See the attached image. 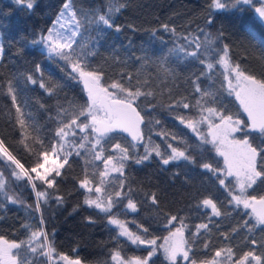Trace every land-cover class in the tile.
<instances>
[{
    "label": "trees",
    "instance_id": "obj_1",
    "mask_svg": "<svg viewBox=\"0 0 264 264\" xmlns=\"http://www.w3.org/2000/svg\"><path fill=\"white\" fill-rule=\"evenodd\" d=\"M28 2L0 0V140L8 150L30 170L36 165L37 153L49 150L59 140L57 129L88 103L87 89L79 74L69 62L47 53L40 42L66 3L71 4L81 24L74 47L77 53L85 54L81 59L88 70L102 72L101 84L109 91H116L110 87L115 82L146 94L134 105L144 118L140 125L143 139L134 141L117 130L93 148L95 133L88 129V141H83L85 133L74 128L69 148L72 154L61 174L53 173L51 188L36 181L33 189L26 178L17 180L11 175L15 166L0 158V172L6 180V187L0 190V237L9 242H26L32 231L42 229L56 253L85 264H118L112 260L114 252L127 261L147 257L150 249L121 235L120 227L111 219H119L131 232L155 239L159 245L172 229L170 218L176 216L174 223L179 226L183 218L186 247L190 246L191 251L189 260L178 259L175 264H191V260L207 264L221 250L219 258L226 264L237 263L247 252L261 257L264 264V225H257L250 208L232 201L240 190L234 177L221 171L224 157L211 142L208 127L199 125L206 138L202 140L177 119L199 121V100L206 108L231 115L244 125L250 123L235 95L229 94L224 67L216 65L209 71L201 61H212L205 43L207 35L218 41L211 46L213 49L228 45L233 65L239 64L242 70L264 79V20L255 12L259 2L221 0L226 6L220 9L214 6V0H30L32 8L26 6ZM109 8L113 11L109 12ZM99 15H110L112 26L98 22ZM194 37L204 45L199 50L190 43ZM193 51H197V57L188 54ZM9 81L24 113L26 131L18 123L16 106L7 93ZM41 82L53 91L40 87ZM197 85L200 92L196 91ZM204 91L212 95L202 98ZM185 103L189 108L183 107ZM84 121L85 117H80L78 122ZM236 137L247 138L253 147H264V134L250 128L239 131ZM82 142L85 148L73 147ZM116 144L128 149V158L122 161L123 172L109 171L101 183L103 160L111 156L117 165L121 160ZM169 145L184 150L191 159L164 164L163 159L171 154ZM157 146L159 156L152 151ZM101 147L103 155L97 160L95 153ZM146 155L148 158L142 159ZM204 164L211 165V169L204 168ZM258 170H264V159L258 158ZM85 178L90 181L91 191L81 187ZM220 180L225 181L224 185ZM96 187L102 191L96 192ZM37 191L48 193L46 200L40 199L39 207ZM117 192L121 193L119 197ZM245 195L264 196V181L258 180ZM109 196L113 200L109 213L85 203L86 199L98 197L106 201ZM8 197L19 202L13 203ZM129 199L136 204L135 211L127 208ZM204 199H212L221 215H213L211 207L203 205ZM201 224L208 227L197 232ZM18 259L20 264H51L39 252L30 253L27 245L19 250ZM247 262L257 264L251 257ZM54 263L59 264L56 260ZM149 264L173 262L158 249Z\"/></svg>",
    "mask_w": 264,
    "mask_h": 264
},
{
    "label": "snow or ice",
    "instance_id": "obj_2",
    "mask_svg": "<svg viewBox=\"0 0 264 264\" xmlns=\"http://www.w3.org/2000/svg\"><path fill=\"white\" fill-rule=\"evenodd\" d=\"M23 3V0H19ZM238 2H243L245 4H253V0H238ZM260 3V7H255V12L258 14L261 20H264V0H257ZM28 8H32L33 4L30 2L26 5ZM214 6L217 9L224 8L226 5L221 2V0H214ZM72 6L70 3L64 5L60 16L57 18L53 28L48 30L47 37H42L40 42L47 44L49 54H55L63 60L69 62L72 66L74 72L79 74V78L83 80L85 87L88 92V103L86 106L82 107L74 117L67 124H63L56 131V136L59 137V141L56 144L49 146V150L43 151L42 153H37V162L35 167L30 170L26 169L21 162L16 159V157L8 150L5 146L4 141L0 140V158L11 162V165L15 167L12 169L11 175L15 176L17 180H23L26 178L27 182L30 183L33 189H36V181H40L43 184L48 185L49 188L54 186L55 176L61 174L60 170L65 167L68 163V157L72 154L70 151H65V145L68 143L66 137L71 134L75 135L72 131L74 128H78L81 132H84L83 141H88L87 130L91 129L95 133V143L92 147L95 148L97 145H101V141L104 137L109 136V134L116 132L117 130H122L129 132L132 135L133 140L143 139L140 125L144 122V118L141 116L140 112L137 111L135 101L142 95H146L139 89L133 91L128 88L123 87L120 83H112L110 87L116 91H109L108 88L101 84L103 73L98 70H88V66L81 59L85 54L83 52L77 53L74 45L78 42L75 39L77 35L80 34L81 24L76 18V13L71 10ZM118 11V9H115ZM113 9L109 8V12ZM65 12L70 13L69 16H65ZM61 20L65 23H61ZM98 22L111 27L112 20L110 15H99ZM58 24L60 29H65L68 24H72L75 27L67 31L56 30L55 25ZM167 27V26H165ZM196 50L201 49L204 45L201 43L199 37H194L191 42ZM205 43L209 45L208 54L212 56V61L202 60L201 63H206V67L209 71L214 69L216 65H221L225 69V79L227 80V86L229 94H234L236 100L239 101L240 106L243 111L247 113L248 125H244V122L239 119H233L231 115H223L218 112L217 109L212 107H204L201 101H197V105L200 106L201 119L199 121L193 119H185L184 117H177L182 124H186L193 132L200 136L202 140L206 138L199 132V125L204 121L209 124L210 134L212 136V143H217V151L224 156V163L226 165L227 176H234L238 187L240 189V195H233L232 201L235 202L237 206L243 205L244 208H250L252 214L255 216L257 225H264V196L259 199L255 196L248 197L245 195L246 190L251 188L258 180L264 181V170H258V158L264 159V147H253L247 138L242 140L229 139L233 133L242 131L244 128H250L254 132L264 134V79H258L255 75L247 73L242 70L239 64L233 65L231 62L229 47L224 44L222 48L216 50L211 46L218 41L212 40L209 36H205ZM83 48L84 45H79ZM183 50V49H182ZM3 48L0 46V53H2ZM193 57H197V51L188 53ZM29 80L32 78L29 76ZM32 83H36L32 80ZM40 87L46 88L50 93L53 91L52 88H47L46 85L41 82ZM197 92H200V88L197 85ZM117 92L121 95L118 96ZM7 93L11 96L13 104L16 106V112L18 114V123L21 128L25 131L28 125L24 118V113L21 110L19 104L16 103V94L13 87L12 81L8 82ZM150 95V93H148ZM212 95L210 92L204 91L201 93L202 98ZM184 108H189V104H183ZM207 112L208 115L205 116L204 113ZM102 113V115H101ZM219 116L220 123L214 124L209 117ZM80 117H85V121L80 123ZM158 123V122H157ZM27 139V136L24 137ZM173 139H176L173 136ZM36 142L43 147V142L36 138ZM207 142V141H206ZM224 146V150L222 147ZM27 147V144H25ZM79 148H85V143H80ZM171 148V154L168 155L167 159H163L164 164H168L171 160L185 159L190 160L191 157L186 154L184 150L176 147ZM115 148L122 154L121 160L118 162L119 167L113 163V158L109 156L107 159L103 160L105 170L100 173L101 183L104 182V178L109 175V171L112 172H123V159L128 158V149L121 147V145L116 144ZM31 150V149H30ZM103 148H100V152L95 153V159H101L103 155ZM152 151L156 152V155H161L158 146ZM50 153L56 156V159L50 160ZM63 154V159L60 161V156ZM79 153H77L78 155ZM43 157V162H40V157ZM146 155L142 159H147ZM141 161H137L140 163ZM10 165V166H11ZM46 165H50L47 166ZM111 168L109 169V166ZM204 168L211 169V165L204 164ZM216 171V170H213ZM35 175H32V174ZM225 181L220 180V184L224 185ZM90 181L85 178L81 182V187L89 188ZM6 187V180L3 177V173L0 172V190ZM89 191L91 189L89 188ZM96 192H101L100 187L95 188ZM117 197L121 195L120 192L115 193ZM37 207H39L40 199H47L48 193L46 191H37ZM13 203L19 201L15 200L13 197H8ZM153 203L156 202L155 195L152 196ZM85 203L92 206L94 205L97 209L102 212L109 213L113 207V200L111 196L107 200L97 198L96 200L86 199ZM203 205L206 207H211L213 215L220 216L221 212L217 208L216 204L212 199H204L202 201ZM127 208L135 211L136 204L129 199ZM177 220L176 216H172L169 220L171 224L172 221ZM41 224L43 223V218H41ZM116 224L121 229V235L127 236L128 239L133 244L139 245H151L154 246L148 251L147 257H134L131 260H123L120 253L114 252L112 255V260L117 261L118 264H149V260L155 255L157 248L155 239H145L140 235L130 232L124 225V222L119 219H111L110 221ZM186 225L183 224V218H181L180 227H177L174 232H170L169 236L165 238V243L159 245L160 248L164 249L166 258L175 264L177 257L182 255L184 260H189V253L191 251L190 246L186 247L188 242L184 238L183 228ZM206 224H201L197 226V232L201 228L207 229ZM148 229H144L147 232ZM255 244V241H252ZM27 245V249L30 253L47 257L50 261L58 258L63 261V264H81L80 259H72L67 255L56 253V249L52 242L48 240L47 233L42 229L37 231H32L29 239L24 242L16 243L9 242L3 237H0V264H20L18 259L19 250ZM14 250L16 252L14 253ZM222 251H217L215 253L216 257L222 255ZM229 253V258L231 257L232 249H227ZM249 257L254 259L257 264H261V257L255 256L252 252H247L242 258L237 262V264H246ZM191 264H196L195 260H191ZM208 264H216V261H210Z\"/></svg>",
    "mask_w": 264,
    "mask_h": 264
},
{
    "label": "rangeland",
    "instance_id": "obj_3",
    "mask_svg": "<svg viewBox=\"0 0 264 264\" xmlns=\"http://www.w3.org/2000/svg\"><path fill=\"white\" fill-rule=\"evenodd\" d=\"M259 5H260V3H259ZM260 6H261V5H260ZM60 14H61V13H60ZM60 14L58 15V17L60 16ZM69 15H70V13L65 12V16H69ZM58 17H57V18H58ZM57 18H56L55 22L57 21ZM55 22H54V24H55ZM61 23H65V21L61 20ZM54 24L50 27V29L53 28ZM55 27H56V30L63 31V32L67 33L68 30L73 29L75 26L72 25V24H68V25L66 26L65 29H60V28H59V25L56 24ZM47 35H48V32L45 34L44 37H47ZM0 46H2V44H1V36H0ZM42 47H43V49H44L47 53H49V52H48V46H47V44H45V43L42 42ZM1 55H2V53H0V59H1ZM82 81H83V80H82ZM86 89H87V88H86ZM87 93H88V92H87ZM246 114H247V113H246ZM101 115H102V113H101ZM209 118L212 120V122H213L214 124H219V123H220L219 116L209 117ZM203 123L206 124V126L208 127V128H207V129H208V133H209L210 138H211V141H212V136H211V134H210V130H209V124H208L207 121H204ZM90 130H91V129H90ZM198 130H199V132H200V129H198ZM72 131H73V130H72ZM238 133H239V131L236 132V133H233L232 136L229 137V139L242 140V139H239V138L236 137V134L238 135ZM66 140L68 141V143L65 145V151H69V148H70V146H71V131H70V134L68 135V137H66ZM58 141H59V140H58ZM58 141H57V142H58ZM134 141H135V140H134ZM214 144H215V146L217 147L218 142H217V143H214ZM221 147H222V150H224V146H221ZM223 157H224V156H223ZM51 159H56V156L50 153V160H51ZM62 159H63V157H62V154H61V156H60V161H62ZM113 163L116 164V162H115L114 160H113ZM116 165H117V164H116ZM47 166H50V165H46V167H47ZM109 167L111 168V165H110ZM117 167H119V165H117ZM221 171L223 172V174H224L225 176H227V174H226V165H224V169H222ZM232 177H234V176H232ZM234 179H235V177H234ZM235 182H236V184H237L236 179H235ZM236 186H237V189H239L238 184H237ZM239 190H240V189H239ZM238 195H240V193H239ZM257 199H259V198H257ZM171 224H172V229H171L170 232H174V231L176 230L177 227H180L179 225L175 224L174 221H172ZM129 231H130V230H129ZM130 232H131V231H130ZM170 232H169V234H170ZM132 233H133V232H132ZM183 233H184V229H183ZM169 234L166 235V237H168ZM137 235H138V234H137ZM140 236H141V235H140ZM141 237H142V236H141ZM166 237H165V238H166ZM142 238H143V237H142ZM165 238H164L163 240L160 241L159 245H163V244L165 243ZM184 238H185V236H184ZM135 245H139V244H135ZM159 245L156 243L155 247L157 248V250L159 249L160 251H162V252L164 253V255H165L164 249H163V248H160ZM152 247H154V246H150L149 249L151 250ZM63 255H64V254H63ZM67 256H68V255H67ZM165 256H166V255H165ZM69 257H70V256H69ZM70 258H72V259H78V258H73V257H70ZM182 258H183L182 255H179V256L177 257V260H178V259H182ZM213 260L216 261V264H226V263L222 262V261L220 260L219 257H215ZM213 260H211V261H213ZM56 261H58L59 264H63V261H60L58 258L56 259ZM169 261H170V260H169ZM171 262H172V261H171ZM51 264H53V261H51ZM54 264H55V263H54ZM81 264H85V263L81 261ZM207 264H208V263H207ZM235 264H237V263H235ZM246 264H249V263L246 262Z\"/></svg>",
    "mask_w": 264,
    "mask_h": 264
},
{
    "label": "water",
    "instance_id": "obj_4",
    "mask_svg": "<svg viewBox=\"0 0 264 264\" xmlns=\"http://www.w3.org/2000/svg\"><path fill=\"white\" fill-rule=\"evenodd\" d=\"M120 131H122V130H120ZM122 132L125 133L128 137L132 138L131 133L125 132V131H122ZM140 246H142V247H150L151 245H140Z\"/></svg>",
    "mask_w": 264,
    "mask_h": 264
},
{
    "label": "bare ground",
    "instance_id": "obj_5",
    "mask_svg": "<svg viewBox=\"0 0 264 264\" xmlns=\"http://www.w3.org/2000/svg\"><path fill=\"white\" fill-rule=\"evenodd\" d=\"M145 248H149V247H145Z\"/></svg>",
    "mask_w": 264,
    "mask_h": 264
},
{
    "label": "flooded vegetation",
    "instance_id": "obj_6",
    "mask_svg": "<svg viewBox=\"0 0 264 264\" xmlns=\"http://www.w3.org/2000/svg\"><path fill=\"white\" fill-rule=\"evenodd\" d=\"M256 262V261H255Z\"/></svg>",
    "mask_w": 264,
    "mask_h": 264
}]
</instances>
